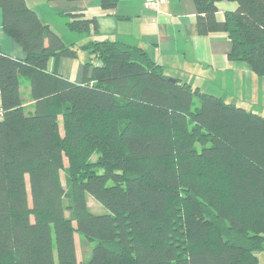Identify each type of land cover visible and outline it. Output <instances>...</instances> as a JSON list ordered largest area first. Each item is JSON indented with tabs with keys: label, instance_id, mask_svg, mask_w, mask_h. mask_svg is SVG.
I'll use <instances>...</instances> for the list:
<instances>
[{
	"label": "trees",
	"instance_id": "trees-1",
	"mask_svg": "<svg viewBox=\"0 0 264 264\" xmlns=\"http://www.w3.org/2000/svg\"><path fill=\"white\" fill-rule=\"evenodd\" d=\"M220 1L195 0L199 32H226L229 58L264 77V0H228L221 20ZM0 9L26 53L0 50V264H258L263 114L171 81L143 47L67 44L26 0ZM65 15L75 33L98 29ZM79 49L81 82L49 69Z\"/></svg>",
	"mask_w": 264,
	"mask_h": 264
},
{
	"label": "crops",
	"instance_id": "crops-1",
	"mask_svg": "<svg viewBox=\"0 0 264 264\" xmlns=\"http://www.w3.org/2000/svg\"><path fill=\"white\" fill-rule=\"evenodd\" d=\"M26 1L67 44L98 38L143 47L170 77L264 115V77L247 62L229 58L233 44L226 32H199L195 0H167L160 13L148 9L143 0H117L110 7L103 6V0ZM236 7L235 1H220L217 18L223 19L226 10ZM67 13L95 17L98 29L91 28L89 36L73 32L67 25ZM0 50L16 58L26 55L23 46L5 31L1 9ZM90 58L89 51L79 49L77 57L64 56L58 62L51 58L49 69L58 68L65 78L81 82ZM261 256L264 251L259 253L258 264Z\"/></svg>",
	"mask_w": 264,
	"mask_h": 264
},
{
	"label": "rangeland",
	"instance_id": "rangeland-1",
	"mask_svg": "<svg viewBox=\"0 0 264 264\" xmlns=\"http://www.w3.org/2000/svg\"><path fill=\"white\" fill-rule=\"evenodd\" d=\"M195 102H196L195 103L196 105H199L198 99H196ZM63 175H64V173H63ZM88 202H89V205H90L91 209L94 212H96V213H105V212H108V209L102 203H100L99 201H97L91 195H89V197H88ZM76 242H77L78 258H79V261H81L83 258H86L87 256L84 255V251H83L84 248H83L82 243H81V236H79L78 234H76ZM260 264H264V256H261V263Z\"/></svg>",
	"mask_w": 264,
	"mask_h": 264
},
{
	"label": "built area",
	"instance_id": "built-area-1",
	"mask_svg": "<svg viewBox=\"0 0 264 264\" xmlns=\"http://www.w3.org/2000/svg\"><path fill=\"white\" fill-rule=\"evenodd\" d=\"M145 6L148 9H151L157 13L162 12V6L167 0H143ZM4 115V110L2 105L0 104V118H2Z\"/></svg>",
	"mask_w": 264,
	"mask_h": 264
},
{
	"label": "water",
	"instance_id": "water-1",
	"mask_svg": "<svg viewBox=\"0 0 264 264\" xmlns=\"http://www.w3.org/2000/svg\"><path fill=\"white\" fill-rule=\"evenodd\" d=\"M170 80L173 81V82H175L177 79L174 78V77H170Z\"/></svg>",
	"mask_w": 264,
	"mask_h": 264
}]
</instances>
